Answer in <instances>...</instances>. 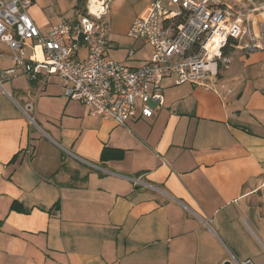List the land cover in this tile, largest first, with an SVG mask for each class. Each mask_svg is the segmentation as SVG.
Segmentation results:
<instances>
[{"label": "crops", "instance_id": "crops-1", "mask_svg": "<svg viewBox=\"0 0 264 264\" xmlns=\"http://www.w3.org/2000/svg\"><path fill=\"white\" fill-rule=\"evenodd\" d=\"M151 1L130 49L109 30L116 62H150L128 33ZM31 2L45 36L82 14L78 0ZM231 54L209 88L167 78L152 118L139 108L117 125L64 99L45 70L3 81L14 62L0 42V264H264V51Z\"/></svg>", "mask_w": 264, "mask_h": 264}, {"label": "built area", "instance_id": "built-area-1", "mask_svg": "<svg viewBox=\"0 0 264 264\" xmlns=\"http://www.w3.org/2000/svg\"><path fill=\"white\" fill-rule=\"evenodd\" d=\"M31 4L0 0V42L9 46L14 62V68L1 72V79L12 80L22 69L36 81L45 70L62 80L64 99L117 125H126L139 108L143 117L152 118L156 110L149 103L153 101L157 109L164 105L165 79L174 77L178 86L209 88L233 63V49L241 45L248 53L260 49L251 16L236 11L229 0H152L147 16L136 19L128 35L154 53L150 62L130 68L110 56L108 0H98L94 9L90 0L86 14L63 22L46 36L29 14ZM37 46L43 49L42 60L26 56L28 47ZM133 54L131 50L129 57Z\"/></svg>", "mask_w": 264, "mask_h": 264}, {"label": "rangeland", "instance_id": "rangeland-1", "mask_svg": "<svg viewBox=\"0 0 264 264\" xmlns=\"http://www.w3.org/2000/svg\"><path fill=\"white\" fill-rule=\"evenodd\" d=\"M94 1L98 3V0ZM86 2L84 0V9L87 4ZM229 3L234 6L236 11L251 16L252 31L260 42V49L258 51H264V0H242V3H238L237 0H229ZM144 4V0H114L112 3L110 13L106 18L108 20V34L110 30L113 40L123 44L121 47H124V49L131 48L128 44L131 40L125 37V34L128 26L134 20L133 14ZM145 47H147L145 48L147 52L152 49L150 46Z\"/></svg>", "mask_w": 264, "mask_h": 264}, {"label": "trees", "instance_id": "trees-1", "mask_svg": "<svg viewBox=\"0 0 264 264\" xmlns=\"http://www.w3.org/2000/svg\"><path fill=\"white\" fill-rule=\"evenodd\" d=\"M83 5H84V0H78V4L76 6V10L79 11L80 13H82V14H86L87 8L85 7V9H84ZM104 154L105 153H103V156H104ZM13 208L17 209V210H21V208L18 207L17 205H14Z\"/></svg>", "mask_w": 264, "mask_h": 264}, {"label": "bare ground", "instance_id": "bare-ground-1", "mask_svg": "<svg viewBox=\"0 0 264 264\" xmlns=\"http://www.w3.org/2000/svg\"><path fill=\"white\" fill-rule=\"evenodd\" d=\"M95 3H96V2H95L94 0H91V5H93V7H92L93 9H94V5H95Z\"/></svg>", "mask_w": 264, "mask_h": 264}]
</instances>
